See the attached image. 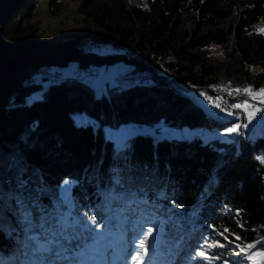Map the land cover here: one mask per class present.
Returning <instances> with one entry per match:
<instances>
[{"label": "trees", "instance_id": "trees-1", "mask_svg": "<svg viewBox=\"0 0 264 264\" xmlns=\"http://www.w3.org/2000/svg\"><path fill=\"white\" fill-rule=\"evenodd\" d=\"M40 1L0 0V264H127L142 226L153 228L143 264H219L234 250L228 231L264 254V132L206 141L137 132L117 147L103 131L226 129L180 86H264V0H73L80 16L61 58L32 52ZM62 6L45 0L44 10ZM82 37L111 52L79 53ZM73 59L130 67L96 95L47 70Z\"/></svg>", "mask_w": 264, "mask_h": 264}, {"label": "rangeland", "instance_id": "rangeland-1", "mask_svg": "<svg viewBox=\"0 0 264 264\" xmlns=\"http://www.w3.org/2000/svg\"><path fill=\"white\" fill-rule=\"evenodd\" d=\"M129 3L138 4L145 6L146 0H127ZM76 2L73 0H63L62 9L55 15L45 12V0H41L38 4L35 13L32 15L31 21L34 23H39L34 30L36 36V46L34 47L33 53L42 54L43 56L54 55L57 57H63L67 52L72 49L67 43L70 39L74 37L73 32L77 26V22H74L73 18H79V14L75 10ZM40 22H38V21ZM34 24V25H36ZM184 27H190V21H186L183 25ZM32 27V26H31ZM80 27V26H79ZM256 29L264 32V21L260 20L256 24ZM31 30V29H30ZM76 31V30H75ZM71 42V41H70ZM76 51L83 55L89 54H105V51H109L107 45L102 47L94 46L89 43L85 37H82L78 40ZM111 52V50L109 51ZM211 59L217 57L216 49L209 51ZM79 60L73 59L68 61L66 65L62 66H50L47 67V70L50 73L57 72L59 73V78L65 77H77L86 81L91 87L94 94L99 95L101 92H105L107 87L116 84V81L121 82L119 74L127 70L130 67L129 63H126L121 60L111 61V62H102V63H93L89 66H80L78 65ZM257 70L256 67H251L250 72L253 74ZM146 73L139 72L138 75L134 78L131 77V74H124L123 76L127 81H139L138 77L143 78ZM43 82H47L45 79ZM176 84V83H175ZM179 88V87H178ZM239 89L240 91H236ZM244 89H251L253 94L243 91ZM260 89H264V86L254 89L250 82L249 84H240L232 85L224 82L213 83L211 87L204 88L203 90L207 92H217L214 95L216 102L207 101L203 96L201 91L189 90L187 95L193 97L198 104H200L205 111V113L211 118L217 121H230L229 126L226 129H209L204 127H187L182 126L180 128H173L167 126H161L158 130H149L148 127L143 125H137L132 122L126 124L118 125V127L112 126H103L104 134L110 137L115 146L120 147L122 142L129 136L137 132H147L150 135L158 137H167V138H190L196 137L201 141H206L210 138H228L233 139V137L239 132H246L249 136L255 133L264 132V117L258 118L257 112L264 111V103H261L260 97L254 96L255 93L259 92ZM218 95H221L218 96ZM221 98V99H220ZM219 103H218V102ZM245 102L250 106L249 109L243 107L236 108L234 105L241 104ZM218 103V104H217ZM232 108L230 109L229 105ZM219 105L220 107H216ZM223 107L229 109L225 110ZM263 107V108H261ZM240 109H243L244 112H241ZM255 110V115L249 119L248 112L250 110ZM238 113V114H237ZM242 122V124H241ZM236 125H241L240 130L237 133L231 135H226V131L229 128H232ZM259 160L264 165V155L259 156ZM2 180H0V186ZM3 192H12L13 189L2 188ZM226 228H223L225 231ZM228 231V230H227ZM229 233V234H227ZM223 233L224 239L227 237L228 243L234 247L233 251L225 252L224 256H221L219 259V264H252L253 262L261 264L264 257L262 255H257L258 252L252 248H248L249 244L242 243L239 239H236L237 234L234 231H228ZM225 246L224 243H218ZM241 248H244L245 251L240 255ZM225 249V248H222ZM262 254V253H261ZM248 256H252V259H248ZM264 256V255H263ZM115 264H123L122 260L115 261ZM127 264H135L134 260H130Z\"/></svg>", "mask_w": 264, "mask_h": 264}, {"label": "snow or ice", "instance_id": "snow-or-ice-1", "mask_svg": "<svg viewBox=\"0 0 264 264\" xmlns=\"http://www.w3.org/2000/svg\"><path fill=\"white\" fill-rule=\"evenodd\" d=\"M236 91H240L239 89H237ZM243 91L248 92L249 94H253L251 89H244ZM254 96L256 97H260L261 103H264V89H260L259 92L255 93ZM216 107H220L219 105H216ZM235 107L240 108L243 107L245 109H249V105L247 102H245L243 105L241 104H237L235 105ZM255 115V110H250L248 112V116L249 119H251L253 116ZM241 128V125H236L232 128L227 129L226 131V135H231L233 133H237ZM67 183V181L65 182ZM89 219L92 221V223H95V217H89ZM225 231H227V229H225ZM153 235V228L148 227L146 229L143 228L142 226V232H141V237L139 238V242H138V248L135 251L132 259L135 261V264H143L144 258L147 257L148 255V249H147V242H148V238L151 237ZM221 235H223V233H221ZM225 239H227V237H225ZM236 239H240L239 237H236ZM208 248H213V247H224V245L222 244H216V243H210L207 245ZM248 248H252L254 247L253 245H248ZM245 251L244 248H241L240 253H237V255H240L241 253H243ZM195 255L203 260H209L211 261L212 259H214L213 257H210L206 251H198L197 253H195ZM257 255H264V254H257ZM248 259H252V256H248Z\"/></svg>", "mask_w": 264, "mask_h": 264}, {"label": "built area", "instance_id": "built-area-1", "mask_svg": "<svg viewBox=\"0 0 264 264\" xmlns=\"http://www.w3.org/2000/svg\"><path fill=\"white\" fill-rule=\"evenodd\" d=\"M183 89V88H182ZM194 91H201L202 92V94H203V96L206 98V100L207 101H211V102H216V98H214L215 96L214 95H216L215 93H217V92H207V91H204V90H202V89H196V90H194ZM218 94V93H217ZM218 96H220L221 97V95H218ZM216 99V100H215ZM221 99V98H220ZM218 102V101H217ZM219 103V102H218ZM217 103V104H218ZM228 104V103H227ZM229 105V104H228ZM235 106V105H234ZM229 107H230V109L232 108V106L231 105H229ZM225 110H229V109H227V108H225V107H223ZM237 108V107H236ZM236 108H232V109H236ZM261 108H263V107H261ZM264 110V109H263ZM240 111L241 112H244L243 111V109H240ZM238 114V113H237ZM257 115H258V118H262V117H264V111H258L257 112ZM241 124H242V122H241Z\"/></svg>", "mask_w": 264, "mask_h": 264}, {"label": "bare ground", "instance_id": "bare-ground-1", "mask_svg": "<svg viewBox=\"0 0 264 264\" xmlns=\"http://www.w3.org/2000/svg\"><path fill=\"white\" fill-rule=\"evenodd\" d=\"M184 86H180L181 90L182 91H191V90H196V89H204V88H207V87H201V86H192V85H187V84H183ZM187 86H190V87H187ZM200 87V88H199ZM183 88V89H182ZM205 91V90H204ZM252 264H257L255 262H253Z\"/></svg>", "mask_w": 264, "mask_h": 264}, {"label": "water", "instance_id": "water-1", "mask_svg": "<svg viewBox=\"0 0 264 264\" xmlns=\"http://www.w3.org/2000/svg\"><path fill=\"white\" fill-rule=\"evenodd\" d=\"M262 257H264V256L262 255Z\"/></svg>", "mask_w": 264, "mask_h": 264}]
</instances>
